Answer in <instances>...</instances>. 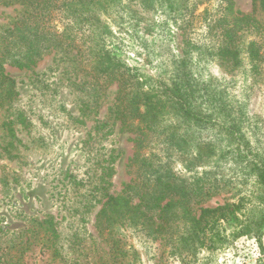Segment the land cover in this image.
<instances>
[{"label": "rangeland", "instance_id": "374dc122", "mask_svg": "<svg viewBox=\"0 0 264 264\" xmlns=\"http://www.w3.org/2000/svg\"><path fill=\"white\" fill-rule=\"evenodd\" d=\"M169 1L172 7L163 0L149 7L141 0H117L98 12L92 33L78 34L76 41L82 50L100 44L142 80L158 113L153 130L136 122L121 129L113 113L116 85L96 103L74 88L90 79L87 62L78 55L63 57L60 66L68 65L67 74L50 69L54 52L44 53L30 69L2 63L18 95L0 108V264H256V241L246 237L204 239L178 251V241L153 238L139 227L115 224L110 234L96 229L107 196L119 194L136 177L134 156L166 166L178 185L201 189L190 202L195 213L243 201L255 187L251 154L264 159V65L253 71L244 51L238 66L216 55L217 35L208 22L219 16L221 0ZM3 2L0 38L20 10ZM233 3L264 29V13L253 0ZM51 23L57 32L63 29L59 17ZM172 82L189 85L186 101L198 109L189 121L167 98L164 87ZM228 114L239 125L238 139L225 134ZM179 136L186 148L172 144ZM228 141H242L252 153L222 152ZM195 144L217 149L208 156ZM44 221L52 223L56 237L43 230ZM225 230L223 235L231 227Z\"/></svg>", "mask_w": 264, "mask_h": 264}, {"label": "trees", "instance_id": "16d2710c", "mask_svg": "<svg viewBox=\"0 0 264 264\" xmlns=\"http://www.w3.org/2000/svg\"><path fill=\"white\" fill-rule=\"evenodd\" d=\"M3 1L5 5L18 4L20 10L3 29L0 38V108L11 103L18 95L15 81L4 73V61L10 60L18 69H30L44 53L54 52L55 63L50 69L61 68L59 73L67 74L68 65L60 66L63 57L74 58L78 55L87 62L90 79L74 83V88L87 92L92 98L91 102L96 103L109 86L116 85L113 113L114 118L120 121L121 129H130L134 127L133 122H136V125L141 124L144 128L153 130L158 113L153 110V95L144 90L142 80L124 68L116 58L111 57L100 44L83 50L76 44L78 34L90 35L96 28V23L99 22L98 12L107 11L117 0ZM157 1L141 0V3L149 7ZM163 1L168 3V7H172L169 0ZM204 1L208 0H198V4ZM220 2L219 16L208 22V30L215 31L217 35L216 55L238 66L240 55L244 51L252 70L258 71L264 65V29L249 15L234 10L233 0ZM253 3L264 13V0H253ZM57 17L63 23L60 32L51 23ZM248 36L253 39L247 41ZM67 80L72 81L71 78ZM173 82L169 87H164L170 91L167 98L172 106H176L177 113L187 116L189 121L190 114L198 110L197 106L195 108L191 102L186 101L189 85ZM83 107L88 108V102H84ZM141 107L146 109L141 111ZM235 120V116L229 114L225 120L228 125L225 134L230 140L238 139L237 135L240 133ZM137 130L142 131L140 128ZM9 132L13 134L11 128ZM136 142L138 143L137 140ZM228 142L221 150L224 153L236 151L242 154L246 150L247 153H252V148L242 141ZM172 144L181 149L186 148L187 142L183 136H179ZM202 146L204 145H194L198 149H205L208 156L214 155L217 149L214 144ZM196 151V156H201L199 150ZM132 161L137 167L136 177L119 194L107 196L96 214L95 224L99 234H110L115 224L139 227L153 238L161 237L167 242L178 241V251L190 250L191 243L199 242L201 245L204 239L214 243L215 240L229 242L246 237L256 241L259 255L256 264H264V159L258 154H251L248 161L255 187L243 201L236 205L202 207L198 213L191 209L190 202L193 197L202 193L201 189L186 184L178 185L169 168L156 164L148 157L134 156ZM179 221H183L180 228ZM46 222H42L41 227L44 228L43 223ZM50 224V221L47 222L43 230L50 231L56 237ZM225 226L231 227L227 235H223L226 233Z\"/></svg>", "mask_w": 264, "mask_h": 264}]
</instances>
